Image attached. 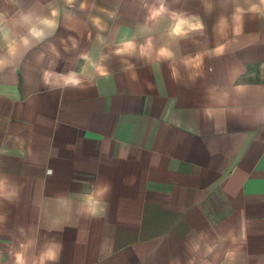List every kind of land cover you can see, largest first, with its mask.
Listing matches in <instances>:
<instances>
[{
  "label": "crops",
  "instance_id": "1",
  "mask_svg": "<svg viewBox=\"0 0 264 264\" xmlns=\"http://www.w3.org/2000/svg\"><path fill=\"white\" fill-rule=\"evenodd\" d=\"M211 2L215 7L207 13L202 0H168L206 25L199 44L181 42L184 54L204 52L231 37L230 29L222 37L215 27L221 15L231 16V7ZM20 3L35 5L42 14L49 5L63 7V0ZM96 4L116 18L98 10L62 17L54 37L29 52L18 69L0 73V174L20 187L18 202L0 200V214L7 216L0 225V264H12L10 250L27 238L18 229L30 236V226L40 228L37 251L45 239L63 244L59 264H170L176 258L186 264L184 244L194 229L213 240L225 237L221 254L234 247L252 257L249 264H264V123L252 117L264 103V21L246 15L243 36L223 56H206L202 78L194 83L178 61L180 79L174 81L167 63L132 59L133 80L121 70L122 58L111 56L110 78H97L84 90H50L41 79L49 60L56 59L50 45L60 53L53 70L78 71L81 53H109L146 15L140 0ZM5 8L14 10L0 0V10ZM93 14L108 25L101 34L108 47L96 40L97 30L87 20ZM69 36L78 41L76 49ZM237 68L244 70L240 82L248 85L240 95L229 82ZM232 106L237 113L229 111L224 124L222 109ZM206 107L215 108L218 129L204 116ZM105 182L111 192L104 217L73 213L63 231H47L65 216L57 197Z\"/></svg>",
  "mask_w": 264,
  "mask_h": 264
},
{
  "label": "clouds",
  "instance_id": "2",
  "mask_svg": "<svg viewBox=\"0 0 264 264\" xmlns=\"http://www.w3.org/2000/svg\"><path fill=\"white\" fill-rule=\"evenodd\" d=\"M179 0H177V3ZM5 5H11L14 10L5 8L0 10V73H5L9 69H18L24 62L25 57L33 49L54 37L58 29L62 26L63 18H77L76 12L106 13L109 19H115L116 13L107 9L99 8L96 0H63V7L49 5L50 11L42 14L36 10L35 5L25 8L20 0H3ZM220 6L231 7V16L221 15L215 25L217 32L223 37L230 29L231 37L214 47L205 49L204 52L195 54H184L181 48L182 41H191L196 45L201 38L206 35V25L199 15H189L184 11L174 9L168 0H140V6L145 9L146 15L143 22L136 26L135 31L123 35L111 47L109 53L99 52L96 56L91 53H81L79 60L83 64L79 70L67 72H57L53 70L60 57V53L54 45H50V51L56 59L49 60V65L42 71V83L50 90L79 89L84 90L100 79H108L112 76L106 61L111 56L121 57L123 72L131 73V79L135 80L136 65L132 59L143 61L145 64L161 65L167 63L174 81H179L180 72L176 65L178 61L184 70L189 73L188 80L195 82L202 78V68L204 59L219 57L226 54L230 43L238 42L244 34V18L251 16L264 21V0H219ZM202 5L207 13H211L215 5L211 0H202ZM88 22L97 30L96 40L104 47L105 37L101 35L108 31V25L100 15H89ZM67 30L75 32L77 29L69 24L63 25ZM91 39V32H89ZM71 48L78 47V41L69 36ZM258 39V36H257ZM62 43H65L62 41ZM64 50L70 49L65 43ZM237 49H233L235 51ZM179 53V55H178ZM44 59L41 53L39 60ZM211 70V69H209ZM242 69L233 70V78L229 82L233 85V91L240 95L244 93L248 85L240 82L243 75ZM195 73V75H193ZM219 90V89H218ZM223 95L230 98L232 93L224 90ZM211 99V96L209 97ZM225 114L224 124L229 111L236 115L237 108L232 106L222 109ZM242 110V108L240 109ZM204 116L214 122L216 129L219 126L215 119V108L206 107ZM256 123H264V103L257 104L252 113ZM111 192L109 183H98L90 187L88 191L79 194H70L57 197V202L64 210L65 216L52 221L47 227V231H63V223L71 218L73 213L77 216L99 219L104 217L108 209L107 197ZM20 187L5 174H0V200L13 204L19 201ZM7 216L0 214V225H5ZM21 236L26 239L18 243V247L9 255L13 257L12 264H59L61 259L63 244L56 239H45L43 245L38 247L39 226L29 227L27 235L25 228L18 229ZM243 231V230H242ZM34 233V235H33ZM231 235V233H229ZM227 240L225 237L217 236L213 240L209 233L205 231L193 230V234L185 241L184 247L189 253L186 264H249L252 257L241 249L234 247L224 248L221 254L220 249ZM170 264H182L179 258ZM259 264V262H258Z\"/></svg>",
  "mask_w": 264,
  "mask_h": 264
}]
</instances>
